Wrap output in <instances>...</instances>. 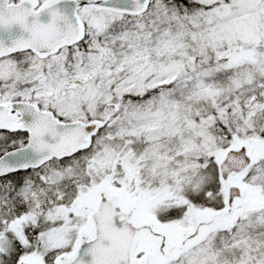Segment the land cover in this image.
<instances>
[{
	"label": "snow or ice",
	"instance_id": "obj_1",
	"mask_svg": "<svg viewBox=\"0 0 264 264\" xmlns=\"http://www.w3.org/2000/svg\"><path fill=\"white\" fill-rule=\"evenodd\" d=\"M0 264H264V0H0Z\"/></svg>",
	"mask_w": 264,
	"mask_h": 264
}]
</instances>
